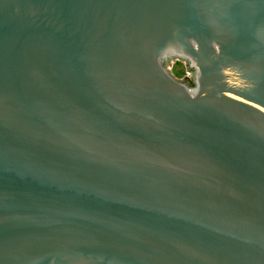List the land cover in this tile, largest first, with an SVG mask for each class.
<instances>
[{"label": "water", "instance_id": "water-1", "mask_svg": "<svg viewBox=\"0 0 264 264\" xmlns=\"http://www.w3.org/2000/svg\"><path fill=\"white\" fill-rule=\"evenodd\" d=\"M0 264H264V0H0Z\"/></svg>", "mask_w": 264, "mask_h": 264}, {"label": "rangeland", "instance_id": "rangeland-1", "mask_svg": "<svg viewBox=\"0 0 264 264\" xmlns=\"http://www.w3.org/2000/svg\"><path fill=\"white\" fill-rule=\"evenodd\" d=\"M162 66L178 82L190 86L194 79V71L188 66V62L177 57H170L161 61Z\"/></svg>", "mask_w": 264, "mask_h": 264}, {"label": "trees", "instance_id": "trees-1", "mask_svg": "<svg viewBox=\"0 0 264 264\" xmlns=\"http://www.w3.org/2000/svg\"><path fill=\"white\" fill-rule=\"evenodd\" d=\"M190 86H192V83H190Z\"/></svg>", "mask_w": 264, "mask_h": 264}]
</instances>
